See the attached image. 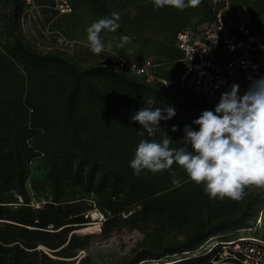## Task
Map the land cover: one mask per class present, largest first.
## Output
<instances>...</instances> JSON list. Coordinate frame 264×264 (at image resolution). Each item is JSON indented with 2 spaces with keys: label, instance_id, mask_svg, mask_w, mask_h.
I'll list each match as a JSON object with an SVG mask.
<instances>
[{
  "label": "trees",
  "instance_id": "trees-1",
  "mask_svg": "<svg viewBox=\"0 0 264 264\" xmlns=\"http://www.w3.org/2000/svg\"><path fill=\"white\" fill-rule=\"evenodd\" d=\"M141 1L137 10L142 20L162 23L172 31L159 43L155 55L123 58L152 57L173 70L180 57L175 47L177 33L211 23V0L190 7L200 18L197 24L191 23L185 10H157L151 0ZM95 2L109 16L105 3ZM240 6L248 9L251 24L264 35V21L256 8L230 1L232 10ZM20 9L17 5L16 12ZM6 51L11 59H19L25 76L19 77L0 55V211L6 212L0 213V219L7 220L0 222L4 227L0 230V264H50L53 256L73 257L72 250L81 251L98 242L100 228L79 234L81 240L74 236L82 228L79 224L85 222L83 213L90 205L84 196L63 199L65 184L80 187L85 196H95L94 204L105 218L101 225L104 237L123 228L156 232L191 228L181 240H158L152 248L142 247L133 256V263L210 264L224 243L236 239L231 237L236 231L247 228L250 220L264 213V189L245 188L239 201L209 198L202 184L188 181L181 166L173 164L170 171L156 174L144 170L139 175L129 166L142 139L159 142L164 131L173 140L172 147H179L185 126L199 130L193 120L204 110H214L215 105L183 92L180 99L169 100L155 85L114 71L109 65L80 68L59 53L33 51L18 38ZM160 74L167 76L168 72L161 70ZM101 79L109 82L114 97L100 86ZM148 98L156 100L153 109H175L173 118L160 122L163 131L157 128L154 137L146 131L144 136L138 135L144 130L130 119L148 106ZM173 126L177 131H171ZM35 162L45 164L50 200L34 208L26 181ZM212 238L220 244L208 253L197 254ZM164 256L172 259L159 261Z\"/></svg>",
  "mask_w": 264,
  "mask_h": 264
},
{
  "label": "rangeland",
  "instance_id": "rangeland-1",
  "mask_svg": "<svg viewBox=\"0 0 264 264\" xmlns=\"http://www.w3.org/2000/svg\"><path fill=\"white\" fill-rule=\"evenodd\" d=\"M70 7V12L60 14L56 10L58 0H33L27 4L23 0H0V55L10 62L12 70L19 76L24 77L25 72L19 59H11L7 53V49L14 46V40L18 38L25 46L33 51L41 53H59L71 59L78 67L84 68L91 65H107L106 51L101 54H93L87 46V27L95 20L106 17L100 9L96 0H66ZM105 3V7L111 13H118L120 16L119 24L121 32L101 33L105 43L111 41L114 52L121 57L133 59L139 55L149 56L155 55V50L165 38L171 34L164 24L156 22H145L140 17L138 7L143 3L141 0H101ZM233 4L245 5L250 9L256 8V14L264 21V0H229ZM20 5L21 9L16 12V6ZM185 15L190 16L193 24L199 23L197 11L190 8L185 10ZM127 35L131 38V42L123 49L117 48L121 36ZM172 70L171 66L166 67V71ZM98 83L106 89L110 96L114 97V92L108 81L103 79ZM169 100H178L183 93L177 90L166 91ZM45 164L43 162H35L27 175L26 189L30 196L31 206L41 207L50 200V185L45 177ZM63 199L73 197H86L87 205L90 210L83 213L85 222L79 224L82 227L74 234L80 239L79 234H90L96 227L95 222L90 218L95 211H99L94 201L95 196H85L81 193L80 187H71L68 184L63 185ZM9 197V196H7ZM12 198L15 194H12ZM0 213H6L0 211ZM103 214V213H102ZM259 217L255 221L250 220L248 227L236 231L231 237H264V223ZM0 222L7 220L0 219ZM4 227L0 224V230ZM187 230L177 232L175 230L163 229L162 231H153L150 228L140 231L136 229L123 228L119 231L112 232L109 236L104 237L101 232L98 242L93 243L90 247L83 248L81 251L72 250L73 257H52L50 264H147L140 261L133 263L132 258L135 253L142 247L152 248L156 241L162 243L170 240H181ZM51 231H54L53 229ZM74 232V231H73ZM72 234V233H71ZM81 240V239H80ZM211 240V239H210ZM215 238H212V241ZM212 241L209 240L204 244L207 249ZM82 242V241H81ZM83 243V242H82ZM204 248V249H205ZM200 249L199 252L204 251ZM179 256H175L177 258ZM172 258L164 256L160 260L168 261Z\"/></svg>",
  "mask_w": 264,
  "mask_h": 264
},
{
  "label": "clouds",
  "instance_id": "clouds-1",
  "mask_svg": "<svg viewBox=\"0 0 264 264\" xmlns=\"http://www.w3.org/2000/svg\"><path fill=\"white\" fill-rule=\"evenodd\" d=\"M202 0H151L154 9L173 7L184 11L199 6ZM120 16L111 13L92 22L86 29L87 46L93 54L111 52V41L105 43L101 33L116 32ZM131 42L127 35L121 36L117 48L123 49ZM155 98L145 100L143 107L131 116L144 131L138 135H156L162 120L175 115L171 106L152 108ZM194 125L185 126L184 139L179 147H172L173 140L163 131V139H142L135 149L130 168L135 175L148 170L153 174L170 171L173 164L181 166L188 181L203 185L209 198L228 197L239 201L245 188L264 189V77L254 80L248 90L239 95V85L232 84L231 90L221 94L214 110H204L194 119ZM177 131L176 126L171 129ZM190 145V149H189ZM179 186V183L174 181Z\"/></svg>",
  "mask_w": 264,
  "mask_h": 264
},
{
  "label": "built area",
  "instance_id": "built-area-1",
  "mask_svg": "<svg viewBox=\"0 0 264 264\" xmlns=\"http://www.w3.org/2000/svg\"><path fill=\"white\" fill-rule=\"evenodd\" d=\"M211 5L214 13L211 23L195 29L186 27L177 33L175 47L180 57L173 63L177 64L176 68L167 71V76H162L160 71L169 65L156 63L152 57L129 60L106 51L107 65L162 91L177 90L215 106L221 94L230 91L234 83L239 85L242 96L254 80L264 77V35L251 24L246 7L232 10L229 0H211ZM56 10L66 14L71 9L66 0H58ZM90 218L99 223V227L105 220L98 211L93 216L90 213ZM261 218L264 223V213H260L259 223ZM218 244L220 242L213 240L207 249L204 245L200 248H205L201 254ZM42 250L48 254L44 248ZM217 255L210 264H264V237L233 239L224 243Z\"/></svg>",
  "mask_w": 264,
  "mask_h": 264
},
{
  "label": "bare ground",
  "instance_id": "bare-ground-1",
  "mask_svg": "<svg viewBox=\"0 0 264 264\" xmlns=\"http://www.w3.org/2000/svg\"><path fill=\"white\" fill-rule=\"evenodd\" d=\"M95 223H96V224H95V227H96V228H100V227H99V223H97V222H95ZM240 240H243V239H240Z\"/></svg>",
  "mask_w": 264,
  "mask_h": 264
}]
</instances>
